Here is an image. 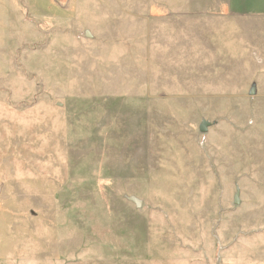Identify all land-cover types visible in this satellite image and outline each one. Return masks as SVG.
Wrapping results in <instances>:
<instances>
[{
	"label": "rangeland",
	"instance_id": "obj_1",
	"mask_svg": "<svg viewBox=\"0 0 264 264\" xmlns=\"http://www.w3.org/2000/svg\"><path fill=\"white\" fill-rule=\"evenodd\" d=\"M252 2L0 0V264H264Z\"/></svg>",
	"mask_w": 264,
	"mask_h": 264
},
{
	"label": "water",
	"instance_id": "obj_2",
	"mask_svg": "<svg viewBox=\"0 0 264 264\" xmlns=\"http://www.w3.org/2000/svg\"><path fill=\"white\" fill-rule=\"evenodd\" d=\"M251 93H254V91H252ZM211 125V123L205 119L202 120L200 126H199V131L202 132V133H205L208 131V127ZM239 195H240V190L239 188H237V192L235 193V196H234V203L235 204H238L240 203V198H239ZM129 200L133 201L136 205V207H140L142 205V200H140L139 198L135 197V196H130L128 197Z\"/></svg>",
	"mask_w": 264,
	"mask_h": 264
},
{
	"label": "crops",
	"instance_id": "obj_3",
	"mask_svg": "<svg viewBox=\"0 0 264 264\" xmlns=\"http://www.w3.org/2000/svg\"><path fill=\"white\" fill-rule=\"evenodd\" d=\"M252 1L257 2L258 4L255 5V4L252 2V4H254L253 6L248 5V6H245L244 8H245V9H258V10H264V0H252ZM245 2H250V0H245Z\"/></svg>",
	"mask_w": 264,
	"mask_h": 264
}]
</instances>
